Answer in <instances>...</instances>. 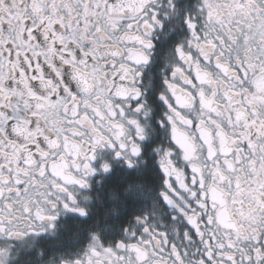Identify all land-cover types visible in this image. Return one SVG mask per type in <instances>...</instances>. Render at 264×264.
Listing matches in <instances>:
<instances>
[{
    "label": "snow or ice",
    "instance_id": "6c2138e0",
    "mask_svg": "<svg viewBox=\"0 0 264 264\" xmlns=\"http://www.w3.org/2000/svg\"><path fill=\"white\" fill-rule=\"evenodd\" d=\"M0 264H264V0H0Z\"/></svg>",
    "mask_w": 264,
    "mask_h": 264
}]
</instances>
